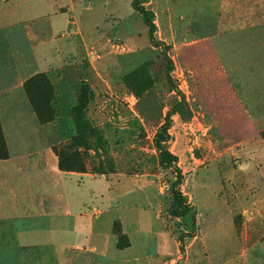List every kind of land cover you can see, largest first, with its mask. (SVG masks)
Wrapping results in <instances>:
<instances>
[{
	"label": "rangeland",
	"instance_id": "374dc122",
	"mask_svg": "<svg viewBox=\"0 0 264 264\" xmlns=\"http://www.w3.org/2000/svg\"><path fill=\"white\" fill-rule=\"evenodd\" d=\"M58 3L63 7L58 14L60 32L77 33L66 39L76 45L74 55L67 61L71 68L64 70L65 80L60 85L63 90L75 91V95H71L69 106L56 107L51 79L37 78L28 88L37 108L33 110L37 117L52 122L48 136L57 150L74 154L85 165L86 172L80 178L73 177L69 184L71 190L75 189L74 194L80 196L82 214L102 213L95 223L96 229L108 231L112 217L132 221L140 217L145 226L152 225L154 234L143 235L142 247L134 238L136 245L132 251L111 248L110 257L117 262H110L97 240L90 244L98 247L97 252L89 247L23 246L15 238V242L9 243L5 234L12 229L8 228L9 222L1 221L0 264H143L125 260L135 253L156 251L157 246L161 256L167 257V264H264V186L246 176L242 178L240 150L226 143L231 134L203 133L182 124L170 130L168 147L179 157L178 165L184 174L180 189L197 212L194 238H188L194 230L188 214L183 218L169 214L173 200L170 185L177 175L173 166L159 162L154 148V138L166 115L182 102L169 63V59L173 60V41L263 26L264 0H148L145 7L154 14L155 38L168 46L167 51L163 45L151 44L149 27L134 10L133 0ZM127 25L134 32H124ZM32 29L40 39L49 30L43 23ZM1 47L4 49L5 45L0 38ZM3 49L0 63L5 60L10 64ZM15 72L10 66L1 74L0 90L16 85ZM83 84L88 87L89 102L75 113ZM179 115L181 122L187 117L188 122L192 119L189 107L188 111L182 109L174 115L173 121ZM261 135L264 138V129ZM98 168L109 174H96ZM117 187L130 189L131 193L108 205L109 196L116 198L109 191ZM132 204L146 210L145 214L138 213ZM123 205L130 208L128 212L122 210ZM159 212L161 220L156 218ZM113 232L121 237V245H128L119 220L114 222Z\"/></svg>",
	"mask_w": 264,
	"mask_h": 264
},
{
	"label": "crops",
	"instance_id": "0c3cea01",
	"mask_svg": "<svg viewBox=\"0 0 264 264\" xmlns=\"http://www.w3.org/2000/svg\"><path fill=\"white\" fill-rule=\"evenodd\" d=\"M62 9L58 0H0V38L5 45V50L3 47L0 50L5 51L12 63L5 60L0 63V76L12 66L17 82L11 88L0 90V123L9 153L8 158L0 159V222H9L8 228L12 231L5 234L9 243L15 242V238L23 246L89 247L90 251L97 252L98 247L90 245L92 240H97L103 245L104 257L117 262L110 257L111 248L132 251L136 245L134 238L139 240L138 247H142L143 237L154 234V228L145 226L140 217L133 221L112 217L108 231H100L95 223L102 213L97 216L81 213L80 196L74 194L75 189L71 190L69 184L73 177L80 178L81 173L59 168L55 145L48 136L52 122L39 121L24 86L33 76L44 73L54 86L56 107L69 106L71 95H75V91L71 93L69 88L63 90L60 86L65 80L64 70L71 68L67 61L74 55L76 45L75 41L66 39L77 34L68 32V36L60 32L58 14ZM39 23L49 28L43 39L32 29ZM124 32L129 34L134 30L127 25ZM171 57L174 77L192 112L190 122L188 117L181 122L179 115L174 128L182 124L186 129L190 125L203 133L231 134L226 143L240 150L242 178L246 176L263 187L264 25L173 41ZM111 192L116 198L109 196L108 205L119 202L131 190L117 187L109 191L110 195ZM131 206L142 215L146 212L139 210L138 205ZM129 209L127 205L122 206L124 212ZM5 212L12 215L2 216ZM156 218L162 219L160 212ZM116 220L121 222L122 235L128 240V247L123 249L113 232ZM159 250L157 246L156 251L135 253L125 261L167 264V257H162Z\"/></svg>",
	"mask_w": 264,
	"mask_h": 264
},
{
	"label": "trees",
	"instance_id": "16d2710c",
	"mask_svg": "<svg viewBox=\"0 0 264 264\" xmlns=\"http://www.w3.org/2000/svg\"><path fill=\"white\" fill-rule=\"evenodd\" d=\"M147 2H148V0H133L132 6H133L135 11H137L141 14L143 21L149 27V37H150L151 44L154 47H158V46L163 45L164 51H167L168 46H166L162 42H158L155 38V32L157 30V26L154 22L153 12L148 10L145 7V3H147ZM70 25L72 26V24H70ZM169 63L174 70L175 67H174L173 60L169 59ZM42 77L44 78V77H48V76L44 73L37 74V75L33 76L32 78H30L29 80H27L24 84L27 95L29 96L28 97L29 101H30L33 108H35L36 106L34 104L33 97L31 95H29V91H28L29 84L32 81H34L35 79L42 78ZM169 79L173 82V78L171 76ZM46 81L49 83L48 79H46ZM49 86L51 87L52 85L49 83ZM52 88H53V86H52ZM176 90H177V93L179 94L180 98L182 99V102H180L181 106H179V104L175 105L170 110V112L166 115L164 123L161 125L157 135L154 138V148L158 152L159 162L161 164H170L171 166H173L175 168V172L177 175V179L174 182H171V185H170V187H171L170 191H171V194L173 196V200H172V204L169 208V214L175 218H183L184 216H186L188 214V216H190L192 226L194 227V230L191 233H188V238H194L196 236L195 229H196V225H197V212H196L194 204L189 202V199L187 198V196H185L180 189V186L184 180V174H183L180 166L178 165L179 157L176 154H174L168 147V143L171 140L170 130L174 125L173 116L176 115L182 109L188 110L186 96L182 93V91L179 89V87H176ZM88 100H89L88 87L86 84H83L82 85V95H81V99H80V105H79V108H75L74 112L77 113V111L80 108H84V106L88 104V102H89ZM35 109L37 110V108H35ZM38 115H39V112H38ZM38 117H40L39 121L42 124L50 122V120H43V118H41L40 115ZM53 150L59 158V168L62 171L78 172V173H85L86 172L85 165L82 164L80 162V160H78L77 157L74 156V154L66 155V154L58 151L56 147H53ZM8 157H9V153H8L7 145L5 142L3 130L0 128V159H6ZM96 171L97 172H95V173L100 174V175H108L109 174L108 171L105 172V170H103L101 168L100 169L98 168ZM180 244H181V246H180L181 252L183 254V252H185L183 239L180 241ZM118 246L122 249L125 247H128L127 245H121V237L119 238Z\"/></svg>",
	"mask_w": 264,
	"mask_h": 264
}]
</instances>
